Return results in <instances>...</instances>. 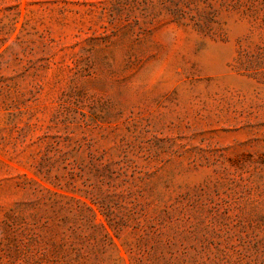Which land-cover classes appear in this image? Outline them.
<instances>
[{
    "label": "rangeland",
    "instance_id": "374dc122",
    "mask_svg": "<svg viewBox=\"0 0 264 264\" xmlns=\"http://www.w3.org/2000/svg\"><path fill=\"white\" fill-rule=\"evenodd\" d=\"M0 264H264V0H0Z\"/></svg>",
    "mask_w": 264,
    "mask_h": 264
}]
</instances>
